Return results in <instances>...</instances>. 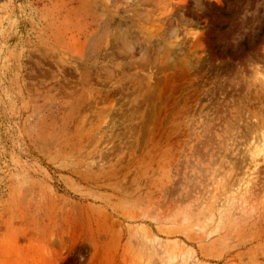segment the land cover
Listing matches in <instances>:
<instances>
[{
  "label": "rangeland",
  "instance_id": "obj_1",
  "mask_svg": "<svg viewBox=\"0 0 264 264\" xmlns=\"http://www.w3.org/2000/svg\"><path fill=\"white\" fill-rule=\"evenodd\" d=\"M0 264H264V0H0Z\"/></svg>",
  "mask_w": 264,
  "mask_h": 264
}]
</instances>
